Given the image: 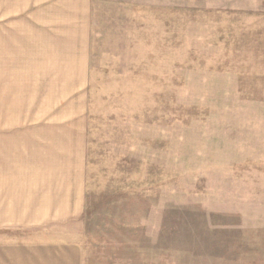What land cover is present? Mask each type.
<instances>
[{"label":"rangeland","instance_id":"374dc122","mask_svg":"<svg viewBox=\"0 0 264 264\" xmlns=\"http://www.w3.org/2000/svg\"><path fill=\"white\" fill-rule=\"evenodd\" d=\"M90 81L83 264H264V0H93Z\"/></svg>","mask_w":264,"mask_h":264},{"label":"crops","instance_id":"0c3cea01","mask_svg":"<svg viewBox=\"0 0 264 264\" xmlns=\"http://www.w3.org/2000/svg\"><path fill=\"white\" fill-rule=\"evenodd\" d=\"M92 14L93 0H0V231L55 232L0 240V264H83Z\"/></svg>","mask_w":264,"mask_h":264}]
</instances>
